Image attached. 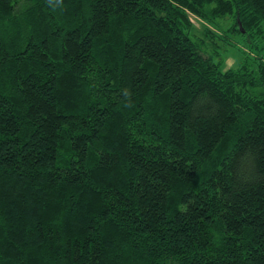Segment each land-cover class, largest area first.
<instances>
[{
    "label": "trees",
    "instance_id": "1",
    "mask_svg": "<svg viewBox=\"0 0 264 264\" xmlns=\"http://www.w3.org/2000/svg\"><path fill=\"white\" fill-rule=\"evenodd\" d=\"M262 54L264 0H0V264H264Z\"/></svg>",
    "mask_w": 264,
    "mask_h": 264
},
{
    "label": "rangeland",
    "instance_id": "2",
    "mask_svg": "<svg viewBox=\"0 0 264 264\" xmlns=\"http://www.w3.org/2000/svg\"><path fill=\"white\" fill-rule=\"evenodd\" d=\"M193 23L195 24V26L198 28V26H200L199 24H201V22L199 20H197L196 18H192ZM230 24V20L225 21L224 23L221 24V29L228 27ZM231 40V42L233 43H237V45L241 48L242 43L239 39H234ZM224 48V47H223ZM227 50L224 52L222 51L221 57L223 59V61L226 64V67H236L237 64L239 63L240 60V56L238 55V53L236 51H234L232 48H227L225 47ZM224 50V49H223ZM262 56L264 57V54H262ZM262 94H264V90L261 91Z\"/></svg>",
    "mask_w": 264,
    "mask_h": 264
}]
</instances>
